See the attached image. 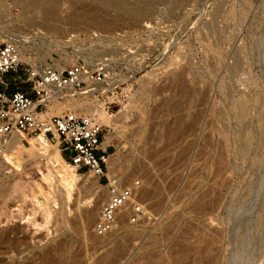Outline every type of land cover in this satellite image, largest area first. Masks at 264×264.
I'll use <instances>...</instances> for the list:
<instances>
[{
	"label": "rangeland",
	"instance_id": "1",
	"mask_svg": "<svg viewBox=\"0 0 264 264\" xmlns=\"http://www.w3.org/2000/svg\"><path fill=\"white\" fill-rule=\"evenodd\" d=\"M117 1L131 13L55 0L47 24L42 9L0 0V42L10 36L24 53L3 77L7 93L30 90L23 79L34 59L63 67L76 49L79 60L108 57L98 101L86 97L81 109L83 97H66L46 115L95 109L105 173L138 180L144 213L133 220L127 205L114 230L94 233L106 175L73 170L59 145L58 172L44 155L27 156L28 136L25 151L0 156V264H264V0ZM65 172L78 178L63 183Z\"/></svg>",
	"mask_w": 264,
	"mask_h": 264
},
{
	"label": "built area",
	"instance_id": "2",
	"mask_svg": "<svg viewBox=\"0 0 264 264\" xmlns=\"http://www.w3.org/2000/svg\"><path fill=\"white\" fill-rule=\"evenodd\" d=\"M19 51L15 40L0 42V83L4 85L0 88V141L13 132L24 134L22 140L41 133L48 141H58L60 151H67V159L76 170L85 167L98 176L99 182L106 175L109 152L108 144L102 145L104 124L100 123L96 112L66 109L45 115L42 110L68 95L99 99L107 88L106 64L98 62L92 66L85 59H77L63 67L50 62L29 64L25 67L23 81L31 82L30 90L17 85L7 93L9 81L3 76L21 65ZM137 183L138 180L123 183L118 177L109 183V196L102 203L93 224L97 234H105L115 227L119 209L124 203L131 207V219L135 220L144 213L141 204L134 200Z\"/></svg>",
	"mask_w": 264,
	"mask_h": 264
},
{
	"label": "bare ground",
	"instance_id": "3",
	"mask_svg": "<svg viewBox=\"0 0 264 264\" xmlns=\"http://www.w3.org/2000/svg\"><path fill=\"white\" fill-rule=\"evenodd\" d=\"M18 3H20V5H22V7H24V9H28V8H30V9H33L34 10V8L36 9V8H40V9H42L43 10V12H42V18H41V20H43V22H45V23H47V24H49L51 21H52V19L53 18H55V16H56V9H55V0H16ZM46 1V2H45ZM73 1H78V0H73ZM92 1H94V2H96V3H99L100 5H101V7L102 8H104V9H109V8H115V11H116V13L119 15V16H124V15H127V14H129V13H131V10L129 9V8H127L126 6H121L120 4H119V2L117 1V0H92ZM2 11V12H1ZM0 19H1V15L3 14H5V16L7 15V9L5 10V6H3V5H1L0 4ZM2 15V16H3ZM213 21V20H212ZM1 22V24H2V21H0ZM214 22V21H213ZM1 24H0V26H1ZM51 26V25H50ZM49 27V26H48ZM50 28V27H49ZM209 28L210 29H212V26H211V24L209 25ZM54 30V29H53ZM207 31V30H206ZM90 34H92V33H90ZM208 34V33H207ZM72 35H74V34H71V37H66L65 39L67 40V41H65V43L66 42H68V41H72V39H74L73 37H72ZM94 38V37H93ZM92 38V36H87V41H91V40H94ZM3 41H11V38H10V36H8V37H5V38H3ZM17 42V41H16ZM18 43V42H17ZM65 43H63V44H65ZM95 44V43H94ZM18 45H19V43H18ZM95 46H98V45H95ZM19 47H20V45H19ZM93 47L94 46H92V47H90V48H92L93 49ZM90 48H87L86 49V52L88 53V52H90V53H92V50L90 49ZM89 50V51H88ZM79 52L80 53V56L78 55V57H77V55L75 56L76 57V60L78 59V58H85V55L84 54H82V52L79 50V49H76V50H73L72 51V53L71 54H76V52ZM20 59H21V61H22V59H23V57H24V53H23V51L21 50V47H20ZM56 52H60L61 54L60 55H63L62 53H64L63 51H62V49H59L58 51H56ZM66 53V52H65ZM52 55H53V53H52ZM59 55V56H60ZM82 55V56H81ZM84 56V57H83ZM86 59V58H85ZM50 60V59H49ZM88 62H90L91 64H92V66L93 65H95V64H97L98 62H103L104 64H106V66H107V72H108V69H109V61H108V57H101V58H99V59H90V60H88ZM50 63H52V61L50 60ZM29 64H37V65H40V64H42V63H40V62H38V61H36L35 59L33 60V62L32 63H29ZM180 78V77H179ZM173 81H177V77L176 76H174L173 77ZM179 84V83H178ZM180 85V84H179ZM181 85H182V83H181ZM182 87V86H181ZM180 89H182V88H180ZM179 89V90H180ZM239 94V93H238ZM237 96H239V95H237ZM66 97H68L69 98V100L72 98V97H83L84 99L82 100V102H80V103H78V104H75V106H78V108H81L82 109V107H85L86 105H87V101L85 100L86 99V97H88V98H93L95 101H98L99 99H96L95 97H89V96H86V97H84V96H81V95H76V96H65L64 98L66 99ZM73 99V98H72ZM61 101H63V99H60V100H58V101H55V102H53L52 104H49L48 106H47V108L46 109H43L42 110V112H43V114H45L46 115V111L48 110V108L50 107V106H52V105H55V104H57V103H59V102H61ZM60 104V103H59ZM56 107V106H55ZM88 111H94V112H96V110L95 109H87ZM96 115H97V113H96ZM97 117H98V115H97ZM98 119H99V121H100V123H102V121H101V119L98 117ZM180 119V118H179ZM175 121H177V120H175ZM174 121V122H175ZM181 121V120H180ZM176 123V122H175ZM174 123V124H175ZM103 124V123H102ZM178 125V124H177ZM176 126V125H175ZM183 127V126H182ZM173 128V127H172ZM175 128V127H174ZM177 128H178V126H177ZM180 128L181 127H179V129L177 130V132L180 130ZM171 129V128H170ZM176 130V129H175ZM171 131H174L173 129L171 130ZM169 133V132H168ZM175 134V133H174ZM168 135V134H167ZM171 135H173V132H171ZM25 135L24 134H21V133H19V132H13V133H11L8 137H6L4 140H2V141H0V145H1V147H0V156L2 155V156H4V157H6V158H8L9 156V153H12V155H13V150L14 149H16V148H18V151H19V148H21V144H22V138L24 137ZM32 137H34V139L33 140H30V141H28V143H29V147L27 148V150H28V152H29V150L31 149V152L30 153H27V151H26V153L28 154L27 156H30V157H34V158H37V157H39V156H41L40 154H42V155H44L45 157H47L50 161H51V163H52V165H53V167L58 171V172H60V166H59V161H60V159H62L61 158V156L59 155V150L57 149V146H58V141H56L55 143H56V145L53 147V148H50L49 147V145H48V142L49 143H51V142H53V141H48L47 139H45V137H44V135L43 134H35V135H31ZM169 136H170V134H169ZM168 136V137H169ZM28 137V136H27ZM244 140V139H243ZM21 145V146H20ZM102 145H103V142H102ZM222 146V145H221ZM23 148V147H22ZM21 148V149H22ZM24 149V148H23ZM26 149H24V151H25ZM16 151V150H15ZM23 151V152H24ZM20 152H22V151H20ZM24 154V153H23ZM11 155V156H12ZM16 155V154H15ZM19 156V155H18ZM18 156H17V158H18ZM42 157V156H41ZM221 157H222V155L219 157V160H221ZM108 160H109V155H108V159H107V164H108ZM220 162V161H219ZM68 163H69V165L72 167V169L73 170H75V171H77L76 169H75V167L68 161ZM107 164H106V169H107ZM88 171V173H92L90 170H87ZM106 171V170H105ZM93 174V173H92ZM95 177H98L97 175H95V174H93ZM217 176V175H216ZM78 178V176L76 175V174H74V173H71V174H69V173H67V172H65L63 175H61L60 176V180L63 182V183H68V184H70V183H74L75 182V180ZM113 178L114 177H112V179H110L109 178V183H111L112 181H113ZM109 183H107V198H108V196H109V190H108V185H109ZM151 192V191H150ZM24 197L26 198V195L24 194ZM107 198H106V200H107ZM135 199V198H134ZM99 201V200H98ZM33 202L36 204H38L39 205V207L41 208L42 207V209H43V215L45 216V218H47L48 216H49V214H50V208L49 207H47V206H43L42 205V203H41V201L39 202L38 201V199L37 198H34L33 199ZM98 203L99 202H95V204L91 207V208H89V209H87V211L85 212V221H87V222H89V220H91V219H93V218H95V216L97 215V209H98V207L99 206H97L98 205ZM137 203V202H136ZM125 206H127V203L125 204L124 203V205L123 206H121V208L119 209V212H118V215H119V213H120V211L125 207ZM32 207L34 208V205H32ZM33 208L31 209L32 211H33ZM129 208H130V210H131V207L129 206ZM41 210V209H40ZM117 225H118V219H117V223H116V225H115V227L113 228V229H111L110 231H108V232H111L112 230H114L116 227H117ZM93 231H94V229H93ZM108 232H106V233H108ZM94 233H96L95 231H94ZM119 246V245H118ZM107 264V263H106Z\"/></svg>",
	"mask_w": 264,
	"mask_h": 264
}]
</instances>
